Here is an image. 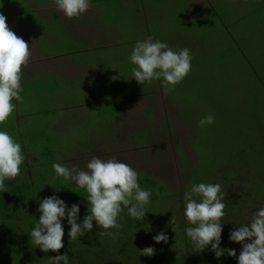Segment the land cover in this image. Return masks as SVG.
Listing matches in <instances>:
<instances>
[{"label":"rangeland","instance_id":"rangeland-1","mask_svg":"<svg viewBox=\"0 0 264 264\" xmlns=\"http://www.w3.org/2000/svg\"><path fill=\"white\" fill-rule=\"evenodd\" d=\"M90 2L82 21L89 23L85 37L91 36V28L92 37H97L96 49L91 51L95 66L87 72L95 80H67L58 74L49 77L28 64L23 68L24 102L13 101L16 110L0 130L16 131V142H22L29 165L42 162V170L47 171L43 178L39 167L29 170L38 174V189L44 195L69 189L56 175L54 163L69 168L78 165L87 171L94 156L115 158L138 172L141 189L152 193L148 213L143 221H136L125 209L118 221L123 225L120 234L100 235L103 240L95 250L97 264L147 263L144 255L137 262L145 247L155 249L151 262L156 263L167 247L153 239L161 232L172 243L170 252L182 248L179 258L188 260L191 254L195 258L196 248L191 240L185 244L182 236L183 223L192 225L182 219L186 208L183 195L198 183L221 185L227 206L222 220L226 236H221L220 243V248L224 247L223 240L230 238L233 230L250 223L246 220L251 219V211L264 208V0ZM0 13L30 45L29 63L37 69L46 66V59L36 53L37 39H43L45 55L55 45L61 56H76L68 55L74 42H67L65 35L62 38L61 19H69L54 3L0 0ZM91 13L99 17L100 27L98 18L89 19ZM117 31L119 45L102 50L117 38ZM52 32L58 41L50 40ZM147 37L175 51L188 48L191 52V73L174 92L165 94L162 81L140 85L133 77L131 52ZM80 52L84 57L83 50ZM47 64L54 69L52 61ZM109 64L111 72L106 76ZM208 115L214 116L215 123L199 126L200 119ZM226 176L232 183L229 186L222 181ZM242 184L246 191L241 205L236 194L238 189L245 190ZM73 190L87 198L85 190ZM249 202L256 206L250 209L244 205ZM234 204L239 205L232 207ZM98 229V233L103 231ZM207 250L211 246L200 251L197 264L199 260L215 264V253Z\"/></svg>","mask_w":264,"mask_h":264},{"label":"clouds","instance_id":"clouds-1","mask_svg":"<svg viewBox=\"0 0 264 264\" xmlns=\"http://www.w3.org/2000/svg\"><path fill=\"white\" fill-rule=\"evenodd\" d=\"M54 5L68 19H79L91 7L90 0H54ZM30 59V45L16 35L8 26L6 16L0 13V126L5 125L13 116L16 110L13 101L24 102L21 96L23 68L28 66ZM191 61L192 56L188 48L175 51L168 44L159 40L153 41L151 37L138 41L130 55V62L134 65V79L140 85L162 81L165 94L174 92L176 86L190 75ZM214 123V116L208 115L200 119L199 126ZM24 162L25 155L21 144L7 131H0V191L8 192L5 181L19 177ZM86 167L87 171L81 170L78 165L71 168L60 163L52 165L58 177L65 181H74L80 189L86 191L89 214L84 217L82 223H78V205L73 204L69 209L67 204L56 196L40 201L41 216L30 232V238L31 244L45 253H60L65 247L62 224L65 218L70 225L68 235L72 242L87 232H92L93 221L103 229L99 235L118 236L119 230L123 228L118 221L125 209L136 221H143L148 213L147 206L150 204L152 193L141 189L138 172L128 164L118 162L115 158L102 160L94 156ZM184 199V215L192 225L186 229V234L193 246L201 252L211 246L217 259L225 253L236 257L234 249L220 248L222 220L227 215L221 185L194 184L184 193ZM171 223H175V216ZM110 229L117 231L113 233ZM153 239L156 243L166 244L169 238L161 232ZM230 240L243 245L238 264H264V208L252 215L250 223L233 230ZM140 253L151 257L155 254V249L145 247ZM47 259L48 264H69L67 253Z\"/></svg>","mask_w":264,"mask_h":264},{"label":"trees","instance_id":"trees-1","mask_svg":"<svg viewBox=\"0 0 264 264\" xmlns=\"http://www.w3.org/2000/svg\"><path fill=\"white\" fill-rule=\"evenodd\" d=\"M15 134V130L12 132L10 131L9 133V135L12 136L15 141H17ZM18 143H22L20 139ZM28 162L29 161L26 157L24 164L21 166V175L19 177H17L15 180L5 181V186L7 187L8 192L0 191V264H48V257H55L56 255H63L65 253H67L69 256V264H97L95 250L98 248L100 240L103 239H101L100 235L98 234L99 229L95 221H93L92 232H89L86 236L78 237L75 242H70V238L67 235V232L70 231V225L68 224L66 218L63 219L62 224L65 233L63 243L65 247L60 251V253H45L36 245L31 244L30 232L35 227L41 216V213L39 212V203L43 199L56 196L57 198L63 200L69 209L73 204L78 205L80 208L78 223H81L84 217L89 214V206L86 196H80V193H77L76 190H73V188L78 187L73 185L71 181L64 182L65 184L68 183L66 184V186L69 187L68 190L64 188L61 189V191H57L56 193H48L44 195L38 189L39 186L36 181L38 174H34L33 169L29 170V167H36L37 169L39 167V171L41 170L39 174L42 176L44 175V171H46L42 170L44 165H42V162L29 165ZM245 164L246 162L242 163L240 168ZM37 172L38 170L35 171V173ZM43 177L44 176H42V178ZM227 177L228 176L222 180L225 184L230 181ZM243 202L244 201L241 200V205ZM236 205L234 204L232 207ZM244 205L249 206L250 209L253 206H256V204L253 202H249L248 204ZM244 209L246 212L249 211L247 208ZM82 211L85 212L84 215H81ZM256 211L257 209H254V212ZM254 212L251 211L252 214H254ZM230 215H232V213ZM127 219H129V217ZM182 220L186 221V217L184 216ZM250 221L251 219H248V221L246 220L247 223ZM183 224L185 225V235L182 236H184L185 244H187L191 240L186 234V229L189 226H187L185 223ZM112 230L113 232L116 231L114 229ZM222 236H226L224 229L222 231ZM229 240L230 238L224 239L223 243L225 248H221L234 249L236 251V257H231L225 253L219 259L214 256L216 260L213 263L238 264V258L240 252L242 251L243 245ZM227 241L229 242L227 243ZM89 242L94 246L92 247ZM116 242L117 240L115 243ZM168 243L169 242H167V247L163 258L157 260L156 263H152L151 260L153 259V256H148L147 259L149 261L143 264H197L195 262V258L201 254L200 250H195V258H193L194 255L191 254V257H189L188 260H184L178 257L182 248H178L176 252H170L168 249H170L169 245L172 243ZM131 248L132 247L129 246V250H131ZM206 252H212V250H207ZM131 256L133 257L134 254ZM141 260L143 259L140 253V259H138L137 262L139 263ZM198 264H202V260H199Z\"/></svg>","mask_w":264,"mask_h":264},{"label":"crops","instance_id":"crops-1","mask_svg":"<svg viewBox=\"0 0 264 264\" xmlns=\"http://www.w3.org/2000/svg\"><path fill=\"white\" fill-rule=\"evenodd\" d=\"M40 1L42 2H47V3H54V0H37V2L39 3ZM91 3V2H90ZM54 11V14H58L57 12ZM60 15V14H59ZM90 18H98L97 24L96 25H101L99 17H97L94 13L89 14V19ZM83 16H81L79 19H69L68 21L61 19V23H62V28H63V34H62V38L65 35V38L67 39V42L72 41L74 42L72 44V51L68 54V55H74L76 54L75 57L70 58V57H63L61 56L56 50H55V45L51 46V53L49 54H44V52L41 51L42 47V41L43 39L41 38V40H38L37 38V47L35 50L36 53L42 57L43 59H46V66H45V70L43 69H37L36 67H34L31 63H29V65H31L33 67V69H35L37 72L40 73H44V75H48L49 77L54 76V75H60L63 77H66L65 79L67 80H80L82 78H88L90 81L91 80H95L93 78H90L91 75L87 74L88 70L91 69V67L95 66V64L92 61V53L91 51H95V39L97 37H92V35L94 34V29L91 28L93 30V33H91V36H87V38L85 37V32L87 33V29L89 28V26L87 24L88 20L86 19V22L83 23L82 21ZM95 25V26H96ZM86 30V31H85ZM90 31V29H88ZM88 35V34H87ZM115 35H117V38L115 37V40L113 42H109L106 43V47L103 48L102 50L106 51V49H110V48H116L119 45V42L116 40L120 37V32L117 31L115 33ZM49 38L52 41H58V38L54 35V33H50L49 34ZM84 40V42H83ZM78 47H75V46ZM83 50L84 52V57L79 56L80 55V51ZM116 50L112 51L113 56H115ZM105 58V56L103 57ZM50 60L52 61V63L54 64V69H53V65L52 64H47V61ZM40 63L43 64V62L40 61ZM94 71V70H93ZM111 70H110V64H109V69L108 71L104 74L106 76H108L110 74ZM89 75V76H88Z\"/></svg>","mask_w":264,"mask_h":264},{"label":"flooded vegetation","instance_id":"flooded-vegetation-1","mask_svg":"<svg viewBox=\"0 0 264 264\" xmlns=\"http://www.w3.org/2000/svg\"><path fill=\"white\" fill-rule=\"evenodd\" d=\"M244 183H246L245 181H244ZM230 184H232L231 183V181H229V182H227V186H229ZM244 184H242L241 185V187H242V189H243V187L245 188V186H243ZM245 191H246V188H245V190H243V191H240L239 189H238V193L236 194L238 197H240V199L239 198H236V201L237 202H239V201H241V199L243 200V197L245 196ZM228 198V197H227ZM236 202V203H237ZM237 205H239V204H237Z\"/></svg>","mask_w":264,"mask_h":264}]
</instances>
